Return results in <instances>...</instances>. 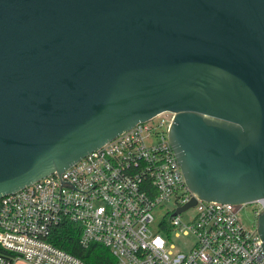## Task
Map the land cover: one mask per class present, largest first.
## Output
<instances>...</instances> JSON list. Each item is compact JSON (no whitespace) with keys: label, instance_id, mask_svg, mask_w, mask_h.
<instances>
[{"label":"water","instance_id":"water-1","mask_svg":"<svg viewBox=\"0 0 264 264\" xmlns=\"http://www.w3.org/2000/svg\"><path fill=\"white\" fill-rule=\"evenodd\" d=\"M165 111L197 198H264V0H0V197Z\"/></svg>","mask_w":264,"mask_h":264},{"label":"built area","instance_id":"built-area-1","mask_svg":"<svg viewBox=\"0 0 264 264\" xmlns=\"http://www.w3.org/2000/svg\"><path fill=\"white\" fill-rule=\"evenodd\" d=\"M173 115L139 122L61 173L1 196L0 264H84L54 243L63 222L78 226L81 246L107 248L113 264H264L256 226L240 219L242 205L199 199L186 185L168 139ZM193 197V206L175 213ZM166 202L175 207L155 230L152 210ZM251 206L258 214L264 198ZM191 208L192 219L181 221ZM171 232L192 234L195 242L175 250Z\"/></svg>","mask_w":264,"mask_h":264},{"label":"trees","instance_id":"trees-1","mask_svg":"<svg viewBox=\"0 0 264 264\" xmlns=\"http://www.w3.org/2000/svg\"><path fill=\"white\" fill-rule=\"evenodd\" d=\"M163 231V228H161ZM54 243L64 250L78 256L84 264H113L114 258L110 251L98 244L83 247L78 242L79 228L73 223L63 222L55 230Z\"/></svg>","mask_w":264,"mask_h":264},{"label":"rangeland","instance_id":"rangeland-1","mask_svg":"<svg viewBox=\"0 0 264 264\" xmlns=\"http://www.w3.org/2000/svg\"><path fill=\"white\" fill-rule=\"evenodd\" d=\"M156 120V119H155ZM175 205L172 202H166L161 206H156L152 210V214L154 216V221L152 226L155 230H157V224L160 223L168 213L174 209ZM195 210L193 208L188 209L181 213L178 217L181 221L187 223L192 219ZM240 219L244 226L248 229H253L256 226V218L257 214L254 213L252 206L250 203L242 205V208L239 212ZM163 237L166 238L165 233L161 232ZM170 243H172L175 247V250L187 251L192 247L195 242V238L192 234H177L176 232L170 233V238L168 239Z\"/></svg>","mask_w":264,"mask_h":264},{"label":"crops","instance_id":"crops-1","mask_svg":"<svg viewBox=\"0 0 264 264\" xmlns=\"http://www.w3.org/2000/svg\"><path fill=\"white\" fill-rule=\"evenodd\" d=\"M12 264H28L27 262H25L24 260H22V259H17V260H15V261H13V263Z\"/></svg>","mask_w":264,"mask_h":264}]
</instances>
